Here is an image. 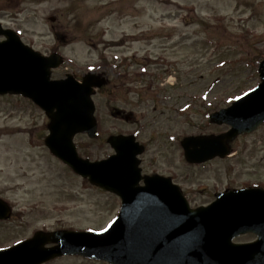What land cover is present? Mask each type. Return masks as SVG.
I'll list each match as a JSON object with an SVG mask.
<instances>
[{"label": "rangeland", "instance_id": "1", "mask_svg": "<svg viewBox=\"0 0 264 264\" xmlns=\"http://www.w3.org/2000/svg\"><path fill=\"white\" fill-rule=\"evenodd\" d=\"M0 23L41 54L64 43L52 79L88 73L105 79L92 98L97 137L74 138L81 156L100 160L111 154L108 136L136 131L145 148L143 172L172 178L191 207L226 188L264 187V125L236 138L228 157L200 166L187 164L179 148L186 136L226 129L209 123L211 107H226L259 83L264 0H0ZM8 95L0 97V198L12 212L0 222V249L36 231L107 227L119 199L51 156L44 145L47 117ZM116 110L131 113L135 125ZM47 264L106 263L63 257Z\"/></svg>", "mask_w": 264, "mask_h": 264}, {"label": "water", "instance_id": "2", "mask_svg": "<svg viewBox=\"0 0 264 264\" xmlns=\"http://www.w3.org/2000/svg\"><path fill=\"white\" fill-rule=\"evenodd\" d=\"M0 95L12 93L31 100L49 118L48 151L73 173L121 199L117 218L99 233L37 232L33 238L0 251V264H43L64 255H77L109 264H264V189L248 188L218 194L207 207L191 210L177 186L159 176L141 177L143 149L133 137L111 136L114 155L99 162L80 158L73 138H93L96 121L91 100L104 80L93 74L81 83L72 76L50 80L61 61L43 57L19 37L0 27ZM261 83L231 106L211 115V122L229 130L217 136L185 138L181 147L188 163H202L229 154L228 143L264 123V59ZM143 181V186H139ZM0 200V220L8 217ZM247 233L257 240L234 244ZM47 244L55 246L46 248Z\"/></svg>", "mask_w": 264, "mask_h": 264}, {"label": "flooded vegetation", "instance_id": "3", "mask_svg": "<svg viewBox=\"0 0 264 264\" xmlns=\"http://www.w3.org/2000/svg\"><path fill=\"white\" fill-rule=\"evenodd\" d=\"M59 39L64 40V38H59ZM121 117H122V114H121ZM128 118H129L130 122L136 123L135 118L133 119L132 115H129Z\"/></svg>", "mask_w": 264, "mask_h": 264}]
</instances>
